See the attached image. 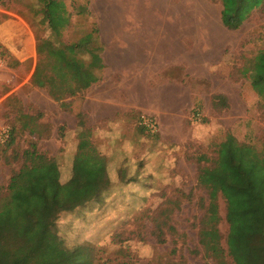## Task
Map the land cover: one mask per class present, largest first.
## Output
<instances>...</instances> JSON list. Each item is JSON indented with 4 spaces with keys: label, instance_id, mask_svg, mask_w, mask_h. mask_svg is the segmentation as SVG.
Segmentation results:
<instances>
[{
    "label": "rangeland",
    "instance_id": "obj_1",
    "mask_svg": "<svg viewBox=\"0 0 264 264\" xmlns=\"http://www.w3.org/2000/svg\"><path fill=\"white\" fill-rule=\"evenodd\" d=\"M60 1L71 15L70 26L61 38L63 42L79 41L94 25L101 36L103 21L110 16L102 10L120 7V24L117 28L113 26L115 35L111 41L122 49L126 45L120 43L125 38L160 31L145 27L146 23L156 18L155 10L164 8L168 12L169 8L172 11L168 12L169 17L175 15L182 25L175 30L181 40L175 46L174 64L158 68L155 79L162 81L163 73L183 77L182 81L193 91L195 105L176 125L161 126L154 116L148 115L157 123L155 133L139 125V117L146 114L138 111H126L112 122L91 126L87 115L77 110L76 103L82 100V95L61 106L45 89L25 84L14 90L0 76V208L9 194L10 178L30 166L31 158L24 156L26 151L54 160L60 169L59 182L63 183L70 174V162L64 152L77 148L83 135L89 142L86 148L92 147L99 153L112 151L115 155L120 150L131 153L119 158L103 156L108 186L95 199L79 205L76 212L72 208L56 213L53 231L62 246L69 251L80 248L89 264H213L203 251L204 244L216 243L228 251L232 227L246 231L244 220L249 217L258 220L259 225L264 222L261 198L264 189L259 182L256 184L259 189L254 190L258 198L248 200L240 192V203H245L239 207H235L237 203L230 207L226 194L198 183L202 171L217 172L219 150L229 145L228 137L244 144H251L253 136L256 141L264 140V97L258 98L252 92L245 73L254 56L264 51V0L234 31H227L222 24L220 0ZM83 6L89 9L88 14H81ZM40 8L39 0H0V22L10 14L17 15L30 25L36 44L40 39L54 40L42 23ZM194 17L197 27L192 30L195 38L192 46L194 41L190 42L189 30L183 24L189 19L192 22ZM141 22L143 27L137 26ZM194 46L195 51L190 52ZM156 60L158 64L169 61L161 56ZM3 70L0 75L4 76ZM188 71L192 74L190 78ZM22 73L20 77L24 79ZM216 94L224 95L229 106L223 96L222 100H215ZM67 123L71 127L76 123L73 134H68ZM124 160L132 167L122 168L119 174L113 172L117 162L125 163ZM142 163L143 170L147 166L143 171L147 172V195L144 186L138 183L134 189L139 198L136 195L131 198L128 194L132 185L127 183L140 178ZM247 173L252 175L251 170ZM116 177L124 182L123 189L113 184ZM211 194L215 197L213 202ZM252 203L257 204L256 210ZM229 208L243 218L231 223ZM168 226L174 232H167ZM159 229L165 232L163 243L157 241Z\"/></svg>",
    "mask_w": 264,
    "mask_h": 264
},
{
    "label": "trees",
    "instance_id": "obj_2",
    "mask_svg": "<svg viewBox=\"0 0 264 264\" xmlns=\"http://www.w3.org/2000/svg\"><path fill=\"white\" fill-rule=\"evenodd\" d=\"M261 1L220 0L222 24L230 31L237 30ZM39 3L42 23L47 25L55 39L37 41L38 62L30 83L33 87L45 89L53 101L63 106L65 101L82 95L100 80V71L104 67L101 58L103 45L95 25L79 41L63 42V32L70 26V12L60 0H39ZM84 13L88 14L89 9L83 6L81 14ZM245 73H248L246 77L252 92L263 98L264 51L254 56ZM222 96L225 98L216 94L214 99L222 100ZM225 101L228 107L227 98ZM252 138L251 144H244L228 137L226 141L231 140L229 145L219 150L217 172L207 169L198 176L200 185L226 194L230 207L245 203H240V192L246 194L248 200L258 198L254 192L259 189L258 182L264 189V140ZM87 145L89 142L81 135L73 176L66 184L59 183L54 160L33 152L24 153L25 157L31 158L30 166L23 167L10 178L9 194L0 208V264H89L80 248L69 251L53 231L57 212L82 205L109 184L103 158L92 147L86 148ZM249 170L252 175L247 173ZM214 198L211 194V202ZM261 198L264 202V193ZM252 205L256 210L257 204ZM241 218L242 214L229 208L231 223ZM244 223L246 231L231 228L228 251L216 243L204 244L203 251L213 264H264V222L259 225L258 220L249 217ZM167 232H174L173 227L168 226ZM164 237L165 232L159 229L158 243H163Z\"/></svg>",
    "mask_w": 264,
    "mask_h": 264
},
{
    "label": "crops",
    "instance_id": "obj_3",
    "mask_svg": "<svg viewBox=\"0 0 264 264\" xmlns=\"http://www.w3.org/2000/svg\"><path fill=\"white\" fill-rule=\"evenodd\" d=\"M195 9L194 7V14ZM120 10H122L120 7L113 6L104 7L102 10V13L110 14L103 21L104 31L100 36V41L103 45L101 58L104 68L100 72V80L81 93L83 98L80 102L76 103L77 110L87 115L91 126L112 122L113 118H120L126 111H138L154 116L161 126L165 124L176 125L179 123V119H183L190 108L195 105L193 91L190 87L186 86V82L182 81L183 77L179 78L171 73H163L164 79L162 81L156 80L155 77L158 68L174 64L173 58L176 55L175 46L181 40L180 33L175 30L181 29L182 25L175 18V15L169 17L168 12L172 13L169 8L168 12L164 8L157 9L155 10L156 13L153 12L156 18L148 21L145 27L160 31L156 34L150 33L149 36L136 35L131 38H125V42H121L120 44L126 45V49H122L117 43L111 41V37L115 35L114 27L117 28L120 24L119 19L122 15V11ZM188 12L190 13V9H188ZM164 13L167 14L166 17H164ZM134 21L138 23L137 19H134ZM183 25L184 28L189 30V39L193 43V39L195 38L193 37L192 30H195L197 27L195 17L192 22L189 19ZM137 26L143 27V23L141 22ZM191 45H195V41ZM0 48L8 60V66L2 71L6 73L5 77L0 75L2 79L8 80L14 86V90L19 89L25 84H31V76L36 66V39L30 25L23 18L10 14L9 17L0 22ZM193 49L195 51V46L194 48H190V52ZM158 56H161L163 60L166 58L169 61L165 64L164 62L158 64L156 60ZM144 70L146 71L144 72ZM21 73L24 75V79H21ZM191 75L188 71L187 77L190 78ZM76 127V123L72 127L68 124V134H73L76 131ZM78 151L77 147L71 152L67 150L64 152V156L70 162L68 166V173L70 172V174L63 182L65 184L71 179V172L73 176L74 158ZM113 153L112 151H103V153L101 151L99 156L103 158L106 164L103 156L128 157L131 151L120 150L115 155ZM144 157L147 161L149 154H144ZM124 162H117L112 171L119 174L122 172V168L132 167V164H128L125 160ZM144 167L143 170L142 163L140 169L142 174L140 178L136 179V182L127 183V185H132L128 194L131 198L135 195L137 196V191L134 187L138 183L144 186L145 196L147 195L148 187H146L145 182L147 172L143 174V171H146L147 168L146 164ZM57 169L59 172V166H57ZM113 184L122 189L125 187L124 182L119 177H116ZM123 195L125 194L123 193ZM95 198L96 196L92 199ZM79 207L74 208V212Z\"/></svg>",
    "mask_w": 264,
    "mask_h": 264
},
{
    "label": "built area",
    "instance_id": "obj_4",
    "mask_svg": "<svg viewBox=\"0 0 264 264\" xmlns=\"http://www.w3.org/2000/svg\"><path fill=\"white\" fill-rule=\"evenodd\" d=\"M8 66V60L4 56L3 50L0 48V70ZM139 125L146 131L155 133L158 131L157 123L148 115H141L138 119Z\"/></svg>",
    "mask_w": 264,
    "mask_h": 264
}]
</instances>
